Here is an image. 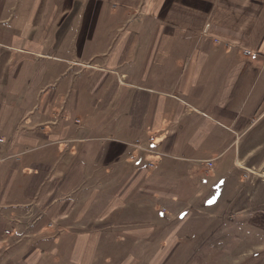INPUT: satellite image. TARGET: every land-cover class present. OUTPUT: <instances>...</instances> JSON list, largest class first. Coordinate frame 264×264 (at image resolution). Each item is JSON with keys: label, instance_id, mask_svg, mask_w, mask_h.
<instances>
[{"label": "crops", "instance_id": "1", "mask_svg": "<svg viewBox=\"0 0 264 264\" xmlns=\"http://www.w3.org/2000/svg\"><path fill=\"white\" fill-rule=\"evenodd\" d=\"M262 144L264 0H0V264H264Z\"/></svg>", "mask_w": 264, "mask_h": 264}, {"label": "built area", "instance_id": "2", "mask_svg": "<svg viewBox=\"0 0 264 264\" xmlns=\"http://www.w3.org/2000/svg\"><path fill=\"white\" fill-rule=\"evenodd\" d=\"M215 40H216L217 42L220 41V39H218V38H215ZM245 52H246V53H251V51H249V50H245ZM133 145L136 146V147H143V146H142L141 144H139V143H134ZM207 165L211 167V166L213 165V159H209V160H207ZM7 232H9V231H7Z\"/></svg>", "mask_w": 264, "mask_h": 264}, {"label": "rangeland", "instance_id": "3", "mask_svg": "<svg viewBox=\"0 0 264 264\" xmlns=\"http://www.w3.org/2000/svg\"><path fill=\"white\" fill-rule=\"evenodd\" d=\"M263 150H264V144H262V146H260L259 152L261 153V152H263ZM263 163H264V159H263ZM263 169H264V166H263ZM263 176H264V174H263ZM263 179H264V177H263Z\"/></svg>", "mask_w": 264, "mask_h": 264}, {"label": "bare ground", "instance_id": "4", "mask_svg": "<svg viewBox=\"0 0 264 264\" xmlns=\"http://www.w3.org/2000/svg\"><path fill=\"white\" fill-rule=\"evenodd\" d=\"M208 160H209V159H208ZM206 161H207V160H206ZM213 164H214V159H213ZM212 166H213V165H212ZM212 166H211V167H212ZM209 167H210V166H209Z\"/></svg>", "mask_w": 264, "mask_h": 264}]
</instances>
